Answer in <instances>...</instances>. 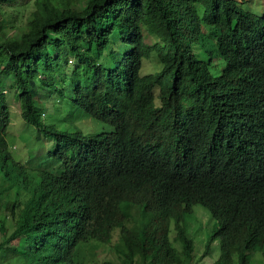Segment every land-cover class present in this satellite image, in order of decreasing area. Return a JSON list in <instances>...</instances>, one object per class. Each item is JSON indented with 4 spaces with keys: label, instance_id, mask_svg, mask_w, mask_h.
<instances>
[{
    "label": "trees",
    "instance_id": "1",
    "mask_svg": "<svg viewBox=\"0 0 264 264\" xmlns=\"http://www.w3.org/2000/svg\"><path fill=\"white\" fill-rule=\"evenodd\" d=\"M26 1L0 0V203L14 221L0 264H83V245L111 244L116 232L121 261L106 264H200L187 230L195 182L209 185L204 207L217 220L212 264L264 254V8L33 0L26 29L10 40L8 9ZM153 57L161 69L136 91ZM11 95L24 121L58 140L53 169L9 149ZM51 95L101 130L48 123Z\"/></svg>",
    "mask_w": 264,
    "mask_h": 264
},
{
    "label": "rangeland",
    "instance_id": "2",
    "mask_svg": "<svg viewBox=\"0 0 264 264\" xmlns=\"http://www.w3.org/2000/svg\"><path fill=\"white\" fill-rule=\"evenodd\" d=\"M78 3V6L82 7L86 0H74ZM250 8L254 13L262 15L264 8V0H250ZM203 4H207L209 0H201ZM36 9V5L33 0H27L25 4L21 6L11 7L9 11V26L6 27L5 32L10 36V40L18 38L21 34V30L26 29V24ZM144 34L147 42H154V36L146 29ZM71 61V60H70ZM219 66L213 68V73L218 74ZM161 69L159 61L153 57L146 60L144 67L136 82V91H143L147 88L150 82L153 80L154 75ZM10 77L6 75L5 78ZM60 77V78H59ZM58 79H63V76H59ZM57 101L56 104L54 102ZM11 116L12 121L8 128L7 141L8 146L13 155L22 159L23 162L27 160L29 165H36L37 162H41V165L46 166L48 169H53L54 161L53 157H48V152L54 151L55 143L58 140L46 139L43 132L38 130L30 123L24 121L21 117V110L19 101L11 95ZM48 112L45 118L48 119V123L56 122L60 129H71V120L75 119L76 126L82 128L86 134L90 132L98 133L102 124L88 115L81 116L76 114L74 117L69 113H66V109L69 108L70 103L63 102L60 96L51 95L48 104ZM57 109V113L55 112ZM103 127H106L103 125ZM188 190L194 207V216L188 223L187 230L189 235L195 239V261L200 264H212L217 260L219 256V244L215 241L211 244V251L206 253L207 240L209 236L217 227V220L212 218L204 207L207 194L209 192V185L206 183H189ZM13 199V196L11 197ZM5 201L0 203V242L8 236L14 229V221L10 217V213L5 209ZM5 226V227H4ZM4 227V231L2 229ZM173 232L171 236L174 237ZM118 233L114 235V240L111 244H97L88 243L80 249V260L83 264H106L107 262L119 263L121 261L120 254L116 248ZM179 248L181 246L179 245ZM2 264H15L14 260ZM251 264H264V254L254 255Z\"/></svg>",
    "mask_w": 264,
    "mask_h": 264
}]
</instances>
